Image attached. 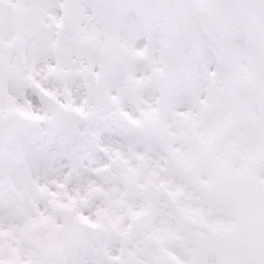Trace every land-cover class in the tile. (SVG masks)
Returning <instances> with one entry per match:
<instances>
[{
    "label": "snow or ice",
    "instance_id": "obj_1",
    "mask_svg": "<svg viewBox=\"0 0 264 264\" xmlns=\"http://www.w3.org/2000/svg\"><path fill=\"white\" fill-rule=\"evenodd\" d=\"M0 264H264V0H0Z\"/></svg>",
    "mask_w": 264,
    "mask_h": 264
}]
</instances>
